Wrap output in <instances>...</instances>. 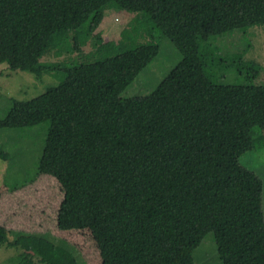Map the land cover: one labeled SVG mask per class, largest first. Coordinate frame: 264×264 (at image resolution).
Instances as JSON below:
<instances>
[{"label":"trees","instance_id":"1","mask_svg":"<svg viewBox=\"0 0 264 264\" xmlns=\"http://www.w3.org/2000/svg\"><path fill=\"white\" fill-rule=\"evenodd\" d=\"M111 1L145 13L181 54L147 95L122 97L160 44L105 41L97 30ZM255 25H264V0H0L16 69L61 84L77 78L49 120L36 174L60 183L57 226L89 229L102 264H196L210 234L222 264H264V182L240 161L252 129H264V83L226 51ZM231 71L247 81L223 82ZM10 101L0 121L18 104ZM13 244L0 227V246ZM16 250L25 264L41 263Z\"/></svg>","mask_w":264,"mask_h":264},{"label":"rangeland","instance_id":"2","mask_svg":"<svg viewBox=\"0 0 264 264\" xmlns=\"http://www.w3.org/2000/svg\"><path fill=\"white\" fill-rule=\"evenodd\" d=\"M97 31L105 41L122 48L157 41L160 44L159 54L122 93L123 98L151 93L181 60L180 52L171 41L158 35L145 13L129 12L114 1L104 7V18ZM226 49L249 61L251 69L259 70L254 83H264V25L247 27L234 34ZM16 65L0 27V118L6 115L10 98L18 99L11 114L0 121V148L11 155L6 161L0 158V227L18 245L0 246V264H25L17 247L32 253L33 259L41 263L102 264L100 250L89 229L57 226L64 193L60 183L52 175L36 174L49 120L73 96L77 78L71 75L61 84L49 74L38 77L32 72L17 70ZM237 78L231 71L223 82L232 83ZM237 81L247 79L240 77ZM51 86L55 89H49ZM29 124L32 127H27ZM251 132L253 149L246 151L240 161L264 182V129L254 127ZM196 264H222L213 234L205 237L197 248Z\"/></svg>","mask_w":264,"mask_h":264}]
</instances>
